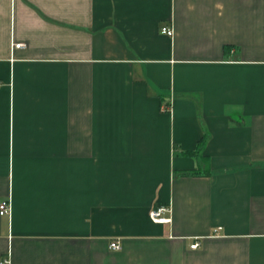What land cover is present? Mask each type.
<instances>
[{"label":"crops","instance_id":"obj_1","mask_svg":"<svg viewBox=\"0 0 264 264\" xmlns=\"http://www.w3.org/2000/svg\"><path fill=\"white\" fill-rule=\"evenodd\" d=\"M8 199L0 262L264 264V0H0Z\"/></svg>","mask_w":264,"mask_h":264},{"label":"built area","instance_id":"obj_2","mask_svg":"<svg viewBox=\"0 0 264 264\" xmlns=\"http://www.w3.org/2000/svg\"><path fill=\"white\" fill-rule=\"evenodd\" d=\"M162 33L168 35V36H173L174 30L172 27H163L162 28ZM23 46L22 44H17L16 47H21ZM169 208L167 207H158L153 209L150 212V218L154 223H159V224H166L171 222V217L166 216L165 214L169 213ZM11 213V203L10 199L3 201L0 204V215H10ZM110 249L114 251L120 250L121 243L119 240H114L110 243ZM199 247V243L195 242L191 245V248L196 249ZM0 264H11L9 258H6L0 262Z\"/></svg>","mask_w":264,"mask_h":264},{"label":"trees","instance_id":"obj_3","mask_svg":"<svg viewBox=\"0 0 264 264\" xmlns=\"http://www.w3.org/2000/svg\"><path fill=\"white\" fill-rule=\"evenodd\" d=\"M183 174H185V175H194V176L200 175V173L198 171H190V172H185Z\"/></svg>","mask_w":264,"mask_h":264}]
</instances>
